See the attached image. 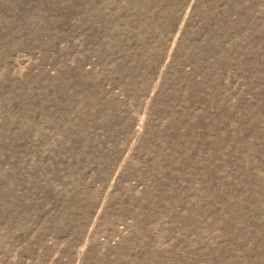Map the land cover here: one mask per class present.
I'll return each instance as SVG.
<instances>
[{"label": "rangeland", "instance_id": "374dc122", "mask_svg": "<svg viewBox=\"0 0 264 264\" xmlns=\"http://www.w3.org/2000/svg\"><path fill=\"white\" fill-rule=\"evenodd\" d=\"M0 264H264V0H0Z\"/></svg>", "mask_w": 264, "mask_h": 264}]
</instances>
